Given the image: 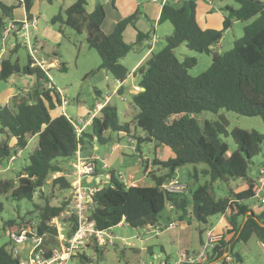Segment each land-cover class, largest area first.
I'll use <instances>...</instances> for the list:
<instances>
[{
  "label": "trees",
  "instance_id": "16d2710c",
  "mask_svg": "<svg viewBox=\"0 0 264 264\" xmlns=\"http://www.w3.org/2000/svg\"><path fill=\"white\" fill-rule=\"evenodd\" d=\"M33 1L12 0L9 5L0 1V39L9 23L17 27L12 33L14 38L21 29L23 23L15 21L13 13L18 7L23 8L28 21L32 19ZM232 1L237 7L221 8L222 29L213 30L198 25L196 0L176 3L167 0L161 6L157 25L168 22L172 32L165 37V46L157 52L151 51L152 38L148 33L136 31L132 44L123 41L126 27L134 28L141 15L138 7L133 14L119 20L109 34L101 30L105 20L101 4L86 13V0H74L72 5L53 16L51 24L64 25L76 34L86 33L88 48L95 50L100 59L96 71L105 72L119 84L129 76L121 60L131 52L150 49L149 57L135 72L142 91L131 96L130 107L134 112H124L120 118L116 108L106 104L93 117L89 130L82 131L79 137L64 115L51 116V112L60 107L61 98L47 76L48 70L31 67L29 55L26 65L20 67L17 60H11L17 47L9 50V56L0 61V81L24 76L33 78V83L25 94L13 96L11 104L0 106V134L3 135L0 164L12 157L15 159L17 150H23L29 138L36 136L37 145L28 155L27 164L16 174V180H0V195L32 204L28 215L2 223L9 242L0 246V264H17V258L12 257L10 241L11 236H18L23 230H29V238L33 235L41 238V246L47 252L56 247L58 232L52 221L68 211L71 185L67 176L76 153L92 142L111 146L126 138L134 141V153L141 160L142 175L151 185L126 187L110 171V182L92 197L89 219L97 230H109L120 223L132 229L155 226L165 207H169L178 221L193 220L205 227L198 231V247L205 231L210 229V218H221L223 238L210 250L209 263L218 261L225 253L235 262H241L233 253V246L246 243L252 237L264 248V203L256 195L258 177L255 180L249 177L250 160L264 146V135L236 128L227 132V125L221 118L204 121L200 127L192 117L201 112L217 114L222 110L243 117H259L264 124V3ZM235 21L249 22L242 29V37L233 42L229 51L213 52L222 33ZM181 45L197 54L211 55L209 68L196 77L189 76L187 71L196 65V60L178 61L173 51ZM118 93H121L120 87ZM221 136H230L236 149L228 153ZM144 143L153 145L150 165L142 158L140 146ZM159 149L168 150L170 155L165 160L155 158ZM198 164L207 167L201 171L208 177L204 185L195 189L186 185V192L182 194H169L161 189V184L179 168ZM149 167L160 168L164 173L148 172ZM196 173L194 170V175ZM239 179L244 180L243 189L230 190L227 196L219 199L212 196L215 182ZM55 192L63 196L58 205L51 202ZM251 199L255 201L248 204ZM2 210L0 203V213ZM65 220L67 229L63 234L70 238L76 229V220L73 215ZM73 258L87 262L81 254Z\"/></svg>",
  "mask_w": 264,
  "mask_h": 264
},
{
  "label": "rangeland",
  "instance_id": "374dc122",
  "mask_svg": "<svg viewBox=\"0 0 264 264\" xmlns=\"http://www.w3.org/2000/svg\"><path fill=\"white\" fill-rule=\"evenodd\" d=\"M257 1L264 3V0ZM73 2L74 0H51L48 3L44 0H34L30 11L34 20H29L26 29L21 30L22 32L15 36V41L11 40V38H6V36L3 37V42H0V49L3 50L2 53L0 52L1 60L7 58L9 56V50L16 46V52L11 56V60H17L20 67L26 65L27 56L32 54L31 49L33 48L34 51L38 52V57L43 58L46 62H53L54 66L48 70V78L56 87L60 96H63L68 101V105L65 106V109L64 107L62 109V114L66 118L71 117L72 120L79 119L87 111H90L96 102L103 103L104 100L102 97L106 96L109 98L107 101L109 102L108 104L116 108L120 118H122L121 114L124 112L131 114L134 111L130 107L131 94L128 85H125L122 95H117L113 91V78L107 75L109 80H106L103 71H96L100 59L95 50L88 48L86 33L83 31L81 34H76L64 25L50 23L53 16L72 5ZM108 2L110 1L108 0ZM226 5L234 8L237 7L232 0H196V19L198 25L203 29L221 30L223 16L221 8ZM105 7H110V5H105ZM13 13L14 19H20L17 22H25L24 17H22L24 15L22 7H18ZM106 13L107 17L105 22L107 24L111 18V14L108 11ZM248 23L241 21L233 22L231 27L222 33L219 46H214L213 52L224 53L229 51L232 48L233 42L242 37V29ZM149 26L151 27V25ZM152 28L155 30V35L160 38L159 44L153 45L154 52H157L165 46V37L171 34L172 26L168 22H165L156 27L152 26ZM173 54L178 61H182L184 58H194L196 60V65L187 71L191 77H196L206 71L211 63V55L197 54L189 51L184 45L176 48ZM128 56L134 57V52L129 53ZM21 78L29 79L30 84L28 87L24 88ZM32 83L33 78L24 76H12L7 81H0V106L11 104L13 95L25 94L27 89L32 86ZM97 90L100 91L101 97L96 95ZM59 108L52 111L51 116H54L57 112L60 113ZM192 117L200 127L204 121H217L221 118L227 125V132L236 128L248 132L255 131L260 135H264V124L259 117H243L222 110L217 114L201 112ZM2 138L3 135L0 134V140ZM221 140L227 144L229 149L228 153L236 149V145L230 136H221ZM11 142L10 145H12ZM118 143L119 148L124 149L123 151L129 157L131 161L129 164L134 163V166L138 165L137 153L132 152L126 144L125 139H121ZM36 145V136L29 138L27 146L23 150H17L14 160L9 163L0 164V180H16V174L27 164L28 155ZM114 146H99V153L102 156L104 149H110V147ZM140 149L143 159L152 158V144L144 143L140 146ZM159 152L161 154V160H165L168 157L167 151L163 152V154L162 151L159 150ZM98 161L101 162V160ZM65 166L68 167L67 165ZM249 166L251 169L249 177L255 180L256 176L259 177L257 172L260 169H264V146L261 148L260 153L250 160ZM70 168L69 171L71 170ZM117 169L123 177L120 181L129 175L127 166L122 164ZM135 169L136 167H133L131 171L134 172L131 175L135 177L141 176V168L137 170L139 174H136ZM205 169L207 167L204 164H198L196 166L185 165L176 171V175L181 184L195 189L197 186L204 185L208 181V177L201 173ZM194 170L197 172L196 175H194ZM252 172H255L256 175H252ZM67 179L69 181L71 180L69 177ZM240 184H244V180H230L227 183L217 181L212 185L211 194L215 199L223 198L227 196L230 190L238 189ZM97 186L99 187L100 185ZM48 190L47 188V194H50ZM53 194L51 202L54 205H58L63 196L59 192ZM256 194L263 196L264 189L261 193L257 191ZM36 198L38 199V196ZM254 201L251 199L247 203L251 204ZM0 203L3 206V210L0 213L1 246L7 245L9 242L7 234L2 229V223L8 220H18V218L28 215V212L32 210V204L26 200L16 201L5 195H0ZM33 216L35 217V214ZM66 217L68 215L63 214L60 218L52 221V224L55 225L59 234L67 229L66 222L63 221ZM218 218L219 216H214L210 218V221L215 223ZM35 219H33L34 222ZM170 223L174 224L173 229L168 232H160L157 236L144 234L142 229H132L124 224L117 225L110 230L111 235L108 238L110 245L106 244L97 249L89 248L82 250L80 254L87 259V262H80L77 258H73L68 260L67 264H144L153 262L157 258H164L165 256L174 260L177 253L198 249V240L200 238L198 231L199 229L202 230L205 228L203 225L193 220L188 221L187 219L178 221L175 213L170 211L169 207H165L160 215L158 224L164 226ZM23 232L28 234L29 230H23ZM202 239L204 240L205 237L203 236ZM10 243V247L17 249L19 258H25L27 256L30 249L29 241L24 244H15L11 240ZM147 250L150 255L147 254ZM232 251L240 257L241 264H264V249L255 237H252L246 243L239 242L234 244Z\"/></svg>",
  "mask_w": 264,
  "mask_h": 264
},
{
  "label": "built area",
  "instance_id": "2783aa9c",
  "mask_svg": "<svg viewBox=\"0 0 264 264\" xmlns=\"http://www.w3.org/2000/svg\"><path fill=\"white\" fill-rule=\"evenodd\" d=\"M153 1L158 2L162 6L167 0ZM179 1L180 0H173L174 3ZM21 28L23 29V24ZM16 29L17 27L13 23H9L5 27V31L2 38L0 39V42H3L4 36H6V38L13 37L12 33L17 31ZM2 51L3 50L0 49L1 53ZM31 53V67H38L42 70H46V62L35 58L32 49ZM116 85L119 86V82H116ZM47 88H50V85H47ZM60 98V107L63 108L68 105V101H66L63 96H60ZM107 99L108 97L105 98L103 103H99L94 106L92 113L87 118V120H83L81 118L72 120L71 117L67 118L73 126L74 132L77 137H79L81 132L84 131L88 125H90L93 117L100 111V109L107 104ZM126 144L130 147L132 152H134L135 144L131 138H126ZM117 145L118 144H116L115 146ZM12 160H14V157L9 159V161L5 163H9ZM95 160H97V158L95 157L87 159L81 157L78 151L76 153L74 161L71 164V170L67 176L71 179V195L68 211L64 214H67L68 216L73 215L76 220V229L72 236L70 238H66L63 233H58V245L56 247L50 248L49 252H47V250L41 246V238L39 237L33 235L29 238L27 237V234L25 232L21 233L18 236H11V240L15 244H24L27 241L30 242V249L25 258H19L17 249L12 248V257L17 258V264H67L68 260L72 259L77 254H80L82 250H86L89 248H98L106 244L110 245V241L108 238L111 235V229L99 231L95 228L94 222L89 219L92 208V197L94 193L103 185L108 184L111 179V174L108 171V166L101 161V173L99 174L96 169ZM115 175L119 180L123 178L120 172H117ZM96 177L102 178L100 187H89L85 185L84 181L86 179H94ZM120 182L126 187L137 186V181L135 180L133 175H127ZM257 182L259 184L257 190L259 191V188L264 187V169L259 170V177ZM161 189L169 194H182L186 192V185L180 183L177 175H173L172 177L167 178L165 182L161 184ZM260 202L264 203V198H261ZM64 222H66V220H64ZM173 225V223L164 226L158 224L155 226H146L140 229H142L144 234L157 236L160 232L171 230L174 227ZM204 237L205 239L195 251V253L184 251L180 253V255H178L175 260H169V258L167 259L166 257H164L160 258L159 260L156 259L153 262L144 264H241V262H235L229 253L223 254L222 258H220L218 261L209 263V252L216 245V243L223 238V234H215L211 229H208L205 231Z\"/></svg>",
  "mask_w": 264,
  "mask_h": 264
},
{
  "label": "crops",
  "instance_id": "0c3cea01",
  "mask_svg": "<svg viewBox=\"0 0 264 264\" xmlns=\"http://www.w3.org/2000/svg\"><path fill=\"white\" fill-rule=\"evenodd\" d=\"M0 1L3 2L4 0H0ZM6 1L4 3H6L8 5L10 3H12V0H6ZM109 1L110 2H108V0H86L85 11H86V13H91L93 11L94 7L97 4H101L103 6V8L105 9L104 10L105 11V20H104V22H103V24L101 26V30H102V32L104 34H109L112 31L114 25L119 20H121V19H123V18H125L127 16H130L131 14H133L135 12V10L137 9V7L140 8L141 15H140L138 21L135 23L134 28L131 27V26H127L126 27L125 31L123 32V41L126 44H132L135 41L136 31H139V32H142V33H148V34L151 35V38H152L151 43H150L151 51H154L153 50V48H154L153 45L154 44L155 45L159 44V39L160 38L157 35H155L156 33H155V30L152 28V26L153 27L154 26L155 27L157 26V21H158L159 14H160V10H161V5L158 2H155L153 0H109ZM105 5H108V6L110 5V7H105ZM106 11H108L111 14L110 15L108 13L111 18H110V20H109V22L107 24L105 22L106 21V17H107ZM23 12H24V10H23ZM22 17H24L25 22L23 23V29L22 28L21 29L22 30H25L29 21L27 20V18L25 16V13H24V15ZM15 19H16V21L20 20V19H17V18H15ZM32 19H33V16H32ZM149 25H151V27ZM21 32L22 31L19 30L18 32H16V35L19 34V33H21ZM12 38H13V40L15 39L14 37H11V40H12ZM218 46H219V44L216 45V47H218ZM33 49H32V51H34ZM33 55L38 60H42V61L46 62L43 58L38 57V52L37 51H34L33 52ZM134 55L137 56V57H135V56L134 57L133 56L130 57V56L126 55L121 60V64L123 66H125L129 70V76L119 86L116 85V81L114 80V84H113V88L114 89H113V91L117 95H122L123 94L125 85H128V89H129V92H130L131 96L134 95V94H136L137 92L141 91V89L137 85V77L135 75V72H136V70L140 66H142V64L149 57V55H150V49L149 50L148 49H145L144 51H141L139 53L134 52ZM46 64H47L46 70H49V69H51L54 66V63L51 62V61L46 62ZM104 75H105V79L106 80H109V78L107 76L108 74H106L104 72ZM28 80L29 79L21 78V81L24 84V88H26V87L29 86L30 81H28ZM119 87L121 89V93L120 94L118 93V88ZM96 95L98 97H101L100 91L97 90L96 91ZM107 97L108 96L102 97V98H103V100H105V98H107ZM108 100H109V98L107 99V101ZM99 103L100 102H96L94 104V106L96 104H99ZM108 103L109 102H107V104ZM94 106L91 107V110L90 111H87L85 113V115H83L80 118L83 119V120H87V118L92 113V110H93ZM59 109H60V113L57 112L54 116H56V115H64V114H62V109L63 108L60 107ZM64 109H65V107H64ZM83 114H84V112H83ZM88 130H89V125L85 128L84 131H88ZM125 141H126V139H125ZM11 144H13V141L11 142ZM123 150L124 149H122L121 147L119 148V145H117V146H114V147H110V149H104V151L102 152V156H101V154L99 153V151H100L99 145H97L95 142H92L90 145H88V147L86 149L83 148L82 151L79 152V153H80V156L83 157V158H85V159H87V158H94V157L97 158V160H95V165H96V169L98 170V173L99 174L101 173V171H100V163L101 162L98 161V160H101L102 162H104L108 166V171L109 172L111 171V172H113V173L116 174L117 172H119V170L117 168H119L123 164V165L127 166V170L129 172L128 174L131 175V174H133L132 172H134V171H131V170H133V167H136V169H135L136 172H137V170H139L140 164H141V160L138 157V160H139L138 165H135L134 166V163H132V164L130 163L129 164V162H131V161L129 160V157L126 155V153ZM159 150L162 151V154H163V152H166L167 151L168 156L170 155V152L168 150H166V149H159ZM159 150L157 152V156L155 157L157 159H160V157H161V154H160ZM151 155H153V154H151ZM152 158H153V156H152ZM152 158L151 159L150 158H146L145 159V160L148 161V164L149 165L151 163ZM149 171H151L152 173H155V174H163L164 173V171L162 169L155 168V167H152V169L149 167L148 172ZM138 172L136 174H139ZM134 178L137 181V186H150L151 185V181L149 179H147L145 175H141V176H138V177H135L134 176ZM84 182H85V185L86 186H89V187H98L97 185H100L101 186L100 182H102V178L101 177L100 178L96 177L94 179H89L88 178ZM239 186L240 187L238 189H240V190L244 188L243 187L244 184H240ZM263 189L264 188H259V191L258 190L257 191L259 193H261V191ZM256 195L260 199L263 198V196H264V195L263 196H258V194H256ZM119 225H123V224H119ZM209 228L215 234L223 233V223H222L221 218L219 217L218 220L215 223H212L211 222L209 224ZM165 232H168V231H165ZM262 248H263V246H262ZM146 252L149 255L148 250ZM182 252H184V251H182ZM182 252H180V253H182ZM188 252H193V251H188ZM180 253H177L176 254V258L178 257V255H180ZM159 259L160 258H157V260H159ZM169 260H172V259L169 258Z\"/></svg>",
  "mask_w": 264,
  "mask_h": 264
},
{
  "label": "water",
  "instance_id": "95a60500",
  "mask_svg": "<svg viewBox=\"0 0 264 264\" xmlns=\"http://www.w3.org/2000/svg\"><path fill=\"white\" fill-rule=\"evenodd\" d=\"M141 91H142V89H141ZM252 175H254V172H252Z\"/></svg>",
  "mask_w": 264,
  "mask_h": 264
}]
</instances>
